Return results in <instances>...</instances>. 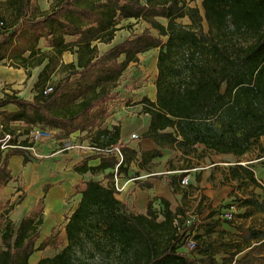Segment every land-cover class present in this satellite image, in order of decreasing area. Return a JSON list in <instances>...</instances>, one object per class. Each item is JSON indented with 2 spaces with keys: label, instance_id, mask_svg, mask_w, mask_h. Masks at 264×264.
<instances>
[{
  "label": "trees",
  "instance_id": "trees-1",
  "mask_svg": "<svg viewBox=\"0 0 264 264\" xmlns=\"http://www.w3.org/2000/svg\"><path fill=\"white\" fill-rule=\"evenodd\" d=\"M1 10L0 64L24 69L28 78L32 70H41L32 100L17 92L0 97V195L16 179L12 157H22L24 167L44 162L25 149L31 146L35 128L58 130L64 138L86 133L81 142L90 140L99 151L100 164L89 166L87 160L74 172L104 174L108 183L90 180L76 185L80 195L76 209L64 227L55 226L39 243L46 195L53 188L44 185L45 196L30 214L18 223L0 222V264H30L36 253L48 249L60 250L38 264H94L98 256L100 264H264L263 228H240L225 241L229 233L218 232L217 221L201 225L203 233L193 236L196 222L186 224L183 206L173 210L168 199L154 197L145 214L133 213L117 198L115 180L128 177L133 164L139 168L136 178L140 171L152 174L165 151L180 152L191 163L189 156L199 154L201 160L208 152L243 157L260 142L264 0H203L202 10L188 0H56L48 11L40 8L39 0H6ZM183 19L190 23L179 22ZM131 20L146 27L100 52L98 44L112 45L121 24ZM153 50H158L156 101L146 96L138 105L150 116L143 138L157 148L139 152L119 143L120 126L108 129L106 123L121 98L126 71L140 55ZM67 52L76 56L77 63L64 65L67 75L52 85V73ZM49 88L52 92L46 94ZM10 106L15 110H8ZM6 135L12 136L8 145L15 148L2 150ZM198 146L204 147L202 153ZM113 148L120 149L121 162L117 154L105 153ZM230 174L231 182L248 177L259 186L249 167L237 165ZM187 175L150 178L167 184L175 194L183 191ZM139 184L153 188L148 181ZM241 207L249 209L246 216L253 214L251 209L264 213V196L243 199ZM217 232L219 237L213 239ZM188 238L196 243L193 251L186 250ZM221 254L225 256L218 258Z\"/></svg>",
  "mask_w": 264,
  "mask_h": 264
},
{
  "label": "rangeland",
  "instance_id": "rangeland-1",
  "mask_svg": "<svg viewBox=\"0 0 264 264\" xmlns=\"http://www.w3.org/2000/svg\"><path fill=\"white\" fill-rule=\"evenodd\" d=\"M5 1L6 0H0V4H3ZM188 1L190 2V6L198 7L202 10L203 0ZM55 2L56 0H39V5L43 11H48L52 5L55 4ZM0 12H3V10ZM163 22L167 23L166 21ZM179 22L183 23L184 25H188L190 23L188 19L179 20ZM145 27L146 25L144 23L137 22L135 20L124 22L121 24L120 30L117 33V38L112 43V45L129 38L131 35L141 33ZM112 45L100 44V52L103 53ZM157 58L158 50H153L142 59H139L137 64L132 65V68L129 70L126 76H124L121 84L122 94L125 100L133 99L130 95L133 90H136L141 86L147 87L153 82L155 74H157ZM75 63H77V59L75 60ZM64 65L66 64L62 60L61 65L53 71L50 84L53 85L58 83L67 75ZM19 86H22V97L30 99L32 96H35V91L31 87L32 82L30 84V82L27 80L25 83H22V85ZM60 145L61 144L58 142L53 145L52 142L51 146L42 152V154L45 156L43 157V159H45L44 162L39 163V165H37L35 168L28 169L25 172V177L23 172H21L25 168L23 166V160L19 156H14L15 158L12 157L14 160L11 162V169L13 171V176L16 179L15 181H12L4 193L0 195V222H4V225L6 220H11L15 223H18L22 218L30 214L33 207L45 196L43 190L44 185L48 183H52L54 186L57 185L55 182L61 170L55 163V161H57V159H55V154L59 151L58 149H60ZM65 153L69 152H63L60 154ZM197 155H191L187 158L191 160V163L185 161L181 154L177 153H172V156L167 158L168 160L163 159V161L170 160L171 162L169 163H173L169 165L171 167L191 166L192 164L193 166L195 165L198 167L196 171L189 172L186 177L189 182L188 185H183L185 197L177 198L170 196V202L172 203L174 210L179 205L183 206L184 210L186 211V219L191 220L192 222L195 221V228L199 224L197 227L199 229L196 231V235L201 234V225H206L208 223H214L217 221L220 223L218 231H221V229H232L235 231L237 227H244L245 229L247 227H264V213H260L254 209H251L250 211H252L253 214L246 216V213H249L247 211L249 209L241 207L243 199L261 200L264 196V137H262L260 142L252 149L250 153L243 157L226 158L223 156L218 157L214 153H205L201 160H199ZM47 161H51V163ZM220 162H223L225 165L212 166ZM169 163H166L165 167H168ZM237 165L249 167L254 172L255 178L259 182V186L252 184L248 177H245L242 182H231L228 176L230 174V169L236 167ZM163 170L164 169H161V171ZM20 187L22 188V191L18 190ZM123 201L125 200L122 199V202ZM78 202V194L73 188V191L69 194H66L64 199V213L61 215L60 223L58 224L60 227H64L65 219L76 208ZM46 203L47 202L45 200V210L48 208ZM11 205H14V208L12 211H9L8 209ZM128 205L130 208L132 205L131 209L133 213L138 214L140 212L141 205L139 202L135 203V201H133ZM142 207L144 208V206ZM156 210L160 214L162 211V206L159 204L158 207H156ZM53 213H51L50 216L48 212L49 216L46 218V221L42 227V238L39 243H41L44 238L50 236L53 228L57 224L53 218ZM212 213L215 214L214 218L208 220V217ZM195 228L192 230V233L195 232ZM203 231L204 229H202V233ZM215 237H217V234L214 236V238ZM59 250L60 249H48L44 252L36 253L32 257L31 264H34L38 256L53 257L59 252ZM88 255H82V257L87 259V257H89ZM100 262L101 259H99V256L94 261H92L94 264H100Z\"/></svg>",
  "mask_w": 264,
  "mask_h": 264
},
{
  "label": "crops",
  "instance_id": "crops-1",
  "mask_svg": "<svg viewBox=\"0 0 264 264\" xmlns=\"http://www.w3.org/2000/svg\"><path fill=\"white\" fill-rule=\"evenodd\" d=\"M116 38H117V34H116L115 39ZM115 39H114V41H115ZM116 44H118V43H116ZM113 45H115V44H113ZM98 47L100 48V44H98ZM149 53L140 55L139 59H142L143 57H145ZM62 60L64 61V63L66 65L72 64V63H75L76 56L67 52L63 55ZM135 64H137V63H135ZM132 65L128 68V70L126 71L124 76H126V74L129 72V70L132 68ZM40 70H41L40 68L32 70L31 71L32 76H31V78H28L26 70L15 69L13 67H10L8 63L0 64V97H3L4 93L13 94V92H17L19 97H22V92H21L22 86H19V85H22V83H25V81H27V80L30 82V84L32 82L31 87L34 90V85L37 81ZM155 76H156V74H155ZM154 82H155V78L149 86H147V87L141 86L140 88L133 90V92L130 94L131 98H133L132 100L131 99L125 100L123 98V94H121V98H120L119 102H117L113 106L112 115L106 123V126L108 127V129H112L114 126H120L121 138H120L119 143L124 145V146H127L131 149H135L139 152L149 151V150H153V149L157 148V146L151 140L143 138V134L145 132H147L149 125H150V116L148 114H143L141 112L142 105H138V103L146 96L149 97L152 101H156L157 93H156V87L154 85ZM119 90L122 93V86L120 87ZM22 98H24V97H22ZM25 99H27V98H25ZM32 99H33V96H32V98L27 99V100H32ZM8 110H15V108L13 106H10V107H8ZM133 134H137L139 136V138L135 139V140L132 139ZM75 136L78 138V141L81 142V140L84 137H86V133H77V134H75ZM81 143H83L84 145H87L88 147L90 146L89 148L92 147L90 145V140H87L86 138ZM50 146L51 145L41 147V151L42 152L45 151ZM198 149L200 152L204 149V147L198 146ZM172 153L173 154L174 153L181 154L180 152H175V151H165V156L163 159L168 160L167 158L172 156ZM208 153H213V152H208ZM98 154H99L98 152H94L90 149L82 150V151H72V152L65 153V154H60L57 152L55 154V159H57V161H55V163H56L57 167L61 170V172L57 176V179L55 182V184H57L56 186H54V184H52V183H48V184H52L53 188L49 191L50 193L46 196V199H45L47 202L46 206L48 208L44 212V222L46 221V218L49 216V214L51 216V213L54 212L53 218L55 219V221L57 223L55 226H58V224L60 223L61 215L64 213V199L66 197V194H69L70 192H72L73 188L76 185H78L79 183H82L84 181H90V180H95V181L102 180L104 182V184L108 183V181L104 179V174L99 175V176H92L90 173L84 174V175H79V174L74 172V167L76 165H79V164H81L87 160L89 161V166H98L100 164V158H99ZM215 155H217V154H215ZM217 156L218 157L223 156L226 158L235 157L233 155H217ZM14 158L11 159V162L14 160ZM21 159L23 160L22 157H21ZM163 159L157 160L155 162L156 165L153 168L152 174L147 172V171H140V177L136 178L135 174L139 171V168L137 165L133 164L132 167L130 168V172H129L128 177L121 176L120 178L117 179L116 184L118 185V187L120 189V193L117 195V198L121 201H122V199L125 200L123 202L127 203V204L132 203L133 201H135V203L139 202L141 206H140V212L138 214H145L149 201L151 199H153L154 197L166 198L169 201H170V196H174L177 198H179V197L184 198L185 197L184 191L174 194L173 190L167 184H165L159 180H156V179H151L150 178L151 176H153V175H164V174L165 175H174V174H181L184 172L189 173L191 171H196L198 169V167H196L195 165L193 166V164H192L190 169L181 170V169H186L188 167H185V166H182V167L172 166L171 167L169 165H171L173 163H169V162H171L170 160L169 161H163ZM47 162L51 163V161H47ZM166 163H169L168 167H165ZM37 165H39V163L29 164L27 167H25L21 171V172H23L24 177L26 176L25 172L28 169L35 168ZM216 165L221 166V165H225V164L223 162H220V163H216L215 165H212V166H216ZM161 169H164V170L161 171ZM171 169H176V170L170 171ZM146 181L153 184L152 189L140 187L139 183L142 184V183H145ZM182 188H184L183 185H182ZM78 197H79V201H80V195H78ZM142 206H144V208ZM131 208H132V205H131ZM172 209H173V207H172ZM133 211H134V209H133ZM48 212H49V214H48ZM72 212H71V214H72ZM197 227L198 226H196V228H195V232H193V236H195L197 234L196 231L199 229ZM219 227L220 226H218V228ZM218 228H217V231H218ZM241 228H244V227H241ZM247 228H250V227H247ZM261 228L264 229V227H261ZM224 230L228 231V233H229V235H227L225 237V241H228L229 239H233L232 234L234 235L235 233H240L239 227H237V229L235 231L232 229H221V231H224ZM221 231H218V232H221ZM218 232L216 233L217 237L214 238V236L216 234H214L212 236L213 239H217L219 237ZM200 233L202 234V229H201ZM224 256H225L224 254H221L218 256V258H221ZM46 257H50V256H38V258L34 262V264H38V262L42 258H46ZM31 260H32V258H31ZM31 260H30V264H31Z\"/></svg>",
  "mask_w": 264,
  "mask_h": 264
},
{
  "label": "built area",
  "instance_id": "built-area-1",
  "mask_svg": "<svg viewBox=\"0 0 264 264\" xmlns=\"http://www.w3.org/2000/svg\"><path fill=\"white\" fill-rule=\"evenodd\" d=\"M52 92V88L47 89V91L45 92L46 94L51 93ZM139 136L137 134H133L132 135V139H138ZM12 139L11 135H6L5 139L3 141V146H2V150H8L9 148H15L16 146H10L8 145L10 140ZM53 142V145L58 142L60 143V149H58L59 153H63V152H72V151H82V150H92L94 152H97V149L94 147L89 148L87 145H84L83 143H80L78 141V138L75 135L70 136L69 138H64L60 131L58 130H54V129H50V128H35L30 136V143L31 146L25 148L27 151H29V153L39 159H42L43 157H45L42 154L41 151V147H43L44 145H51ZM63 145V146H62ZM99 152V151H98ZM105 153H115L117 154V156L120 159V162L123 160V156L121 154V151L119 148H113L111 150L105 151ZM117 177H116V182H117ZM188 179L185 178L182 181V185H188ZM116 188L117 191L120 193V189L118 187V185L116 184ZM186 224L188 226L192 225L193 222L191 220H187ZM196 249V243L193 240V238H188L187 239V243H186V250L187 251H193Z\"/></svg>",
  "mask_w": 264,
  "mask_h": 264
}]
</instances>
